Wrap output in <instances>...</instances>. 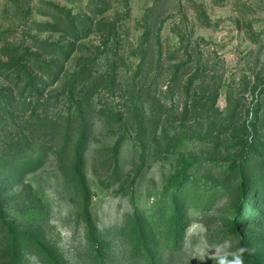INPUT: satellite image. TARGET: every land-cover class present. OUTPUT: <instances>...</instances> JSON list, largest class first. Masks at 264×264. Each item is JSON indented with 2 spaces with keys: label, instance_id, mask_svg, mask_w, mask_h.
Wrapping results in <instances>:
<instances>
[{
  "label": "rangeland",
  "instance_id": "374dc122",
  "mask_svg": "<svg viewBox=\"0 0 264 264\" xmlns=\"http://www.w3.org/2000/svg\"><path fill=\"white\" fill-rule=\"evenodd\" d=\"M264 264V0H0V264Z\"/></svg>",
  "mask_w": 264,
  "mask_h": 264
},
{
  "label": "clouds",
  "instance_id": "9594fccd",
  "mask_svg": "<svg viewBox=\"0 0 264 264\" xmlns=\"http://www.w3.org/2000/svg\"><path fill=\"white\" fill-rule=\"evenodd\" d=\"M220 264H225V262L223 260L220 261ZM231 264H242V259L241 257L237 256L232 262Z\"/></svg>",
  "mask_w": 264,
  "mask_h": 264
}]
</instances>
